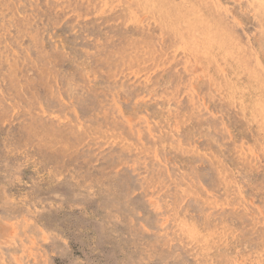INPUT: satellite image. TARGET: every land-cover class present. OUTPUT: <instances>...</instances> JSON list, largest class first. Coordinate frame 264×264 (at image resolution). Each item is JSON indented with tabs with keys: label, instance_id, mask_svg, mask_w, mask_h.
<instances>
[{
	"label": "rangeland",
	"instance_id": "obj_1",
	"mask_svg": "<svg viewBox=\"0 0 264 264\" xmlns=\"http://www.w3.org/2000/svg\"><path fill=\"white\" fill-rule=\"evenodd\" d=\"M0 264H264V0H0Z\"/></svg>",
	"mask_w": 264,
	"mask_h": 264
},
{
	"label": "bare ground",
	"instance_id": "obj_2",
	"mask_svg": "<svg viewBox=\"0 0 264 264\" xmlns=\"http://www.w3.org/2000/svg\"><path fill=\"white\" fill-rule=\"evenodd\" d=\"M171 1V0H170ZM161 3H162V5H163V2L162 1H160ZM159 2V3H160ZM165 5V4H164ZM161 8V7H160ZM163 8H164V6H163ZM162 9V8H161ZM165 11V9H163V12ZM163 12H162V14H163ZM199 12V11H198ZM198 12H196L197 14H198ZM166 13H169V12H166ZM171 14H172V11H171ZM197 14H194V15H197ZM165 15V14H164ZM166 15H168V14H166ZM165 15V18L167 17ZM181 15V14H180ZM180 15H179V17H180ZM193 15V14H192ZM161 16V15H160ZM169 16V15H168ZM173 16V15H172ZM183 16V15H182ZM171 17V16H170ZM169 17V18H170ZM200 18H201V16H199ZM156 18V17H155ZM164 18V17H163ZM162 18V19H163ZM168 17H167V19H169ZM184 18V17H183ZM188 18V17H187ZM156 20V19H155ZM161 20V19H160ZM171 20V19H170ZM175 20V19H174ZM181 21H183V19L181 20ZM205 21V20H204ZM179 22V21H178ZM199 22V21H198ZM207 22H209V21H207ZM161 23V22H160ZM164 23V22H163ZM167 23H171V22H167ZM176 23V22H175ZM195 23V22H194ZM199 23H201V21L199 22ZM166 24V23H165ZM172 24L174 25V23H173V21H172ZM170 25V26H166V27H171V26H173V25ZM177 24V23H176ZM179 24H180V22H179ZM196 25V24H195ZM200 25V24H199ZM216 25V24H215ZM165 26V25H164ZM203 27H205L204 26V24L202 25ZM202 26H200V27H202ZM165 27V28H166ZM208 27V26H207ZM219 27V26H218ZM186 28V27H185ZM184 28V29H185ZM195 28H197V27H195ZM217 28V27H216ZM179 29V28H178ZM183 29V30H184ZM192 29V28H191ZM203 28H201V33H202V30ZM171 30V29H170ZM186 30H187V28H186ZM193 30V29H192ZM192 30H190V31H192ZM207 30V32H208V28L206 29ZM211 30V29H210ZM221 30V29H220ZM215 31H216V29H215ZM214 31V32H215ZM204 32H205V30H204ZM203 32V33H204ZM219 32V31H218ZM218 32H216V33H218ZM200 33V32H199ZM216 33L214 34V35H216ZM222 33H224V32H222ZM208 35H209V32L207 33ZM207 34H205V35H207ZM227 34V33H226ZM175 35V34H174ZM177 35V34H176ZM179 35H181V34H179ZM205 35H203V36H205ZM183 36V35H182ZM179 37V36H178ZM206 37V39L208 40V38H207V36H205ZM205 37H203V38H205ZM229 37V36H228ZM180 38V37H179ZM183 38V37H182ZM185 38V37H184ZM202 38V37H201ZM225 38V37H224ZM146 41V40H145ZM180 41H182V40H180ZM210 41V40H209ZM233 42H234V40H232ZM231 41V42H232ZM144 42V41H143ZM201 42H202V40H201ZM210 43V42H209ZM203 44V43H202ZM204 45V44H203ZM203 45H202V47H203ZM208 45V44H207ZM219 45V44H218ZM209 46V48H210V45H208ZM208 46H204L203 48H205L206 47V49H208ZM150 47V46H149ZM138 48V47H137ZM151 48V47H150ZM141 49V48H140ZM231 49V48H230ZM139 50V49H138ZM150 50V49H149ZM205 50V49H204ZM209 50V49H208ZM145 52V51H144ZM208 53V52H207ZM137 54V53H136ZM135 54V55H136ZM139 54V53H138ZM161 54V53H160ZM126 55V54H125ZM129 56V55H128ZM128 56H127V58H128ZM149 56V55H148ZM125 57V56H124ZM134 57V56H133ZM132 57V58H133ZM156 57V56H155ZM136 58H138V57H136ZM161 59H163V58H161ZM259 60V59H258ZM122 61V60H121ZM125 61V60H124ZM158 62V61H157ZM259 62V61H258ZM216 63V62H215ZM217 64V63H216ZM219 67V66H218ZM127 68V67H126ZM15 69V68H14ZM219 69H220V67H219ZM222 70V69H221ZM20 71V70H19ZM21 75V74H20ZM13 80V79H12ZM11 80V81H12ZM15 80V79H14ZM24 81V80H23ZM237 81V90L239 91V92H241V93H243V92H246V89L243 87V85L238 81V80H236ZM21 85V84H20ZM245 85V84H244ZM246 86V85H245ZM20 89H22V88H20ZM245 90V91H244ZM2 115V114H1ZM263 117V116H262ZM52 123V122H51ZM256 123V122H255ZM30 125H31V123H30ZM5 126V125H4ZM28 127H30V126H27L26 128H28ZM26 128H24V130L26 129ZM31 128V127H30ZM56 128V127H55ZM90 128V127H89ZM57 129V128H56ZM61 129V128H60ZM33 130V129H32ZM98 130V129H97ZM27 131V130H26ZM51 131V130H50ZM30 132V131H29ZM32 132V131H31ZM37 132V131H36ZM56 132V131H55ZM20 133H22L21 131H20ZM40 133V132H39ZM42 133V132H41ZM59 133V132H58ZM28 134V133H27ZM64 134V133H63ZM19 135V134H18ZM22 134H20V136H21ZM24 135H26L25 133H24ZM27 136V135H26ZM32 137V136H31ZM30 137V138H31ZM66 137H67V135H66ZM66 137H65V139H66ZM82 137V136H81ZM8 139H9V137H7ZM49 138V137H48ZM36 139V138H35ZM18 140H20V139H18ZM24 140V139H23ZM21 141V140H20ZM32 142V141H31ZM46 143H47V141H45ZM53 142V141H52ZM60 143V142H59ZM68 143V142H67ZM72 143H74V142H72ZM19 144V143H18ZM23 144H25L24 142H22L21 143V146H23ZM41 144H42V142H41ZM48 144H49V142H48ZM56 144V143H55ZM16 145V144H15ZM27 145V144H26ZM30 145V144H29ZM35 145H36V143H35ZM44 145V144H43ZM37 146V145H36ZM38 146H39V144H38ZM50 146V145H49ZM28 147V146H27ZM73 147V146H72ZM71 147V148H72ZM38 148V147H37ZM46 149H47V147H45ZM49 148V147H48ZM57 149V148H56ZM41 150V149H40ZM60 150H62V147H61V149ZM60 150H58V151H60ZM38 151H39V149H38ZM70 151V150H69ZM74 151V150H73ZM43 152V151H42ZM48 152V151H47ZM41 153V152H40ZM70 153V152H69ZM63 160V159H62ZM54 161V160H53ZM63 162V161H62ZM61 163V162H60ZM60 167V166H59Z\"/></svg>",
	"mask_w": 264,
	"mask_h": 264
}]
</instances>
